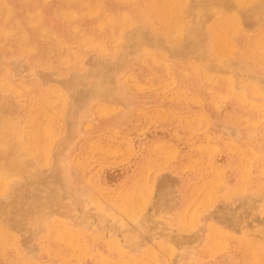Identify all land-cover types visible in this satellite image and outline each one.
Segmentation results:
<instances>
[{
    "label": "rangeland",
    "instance_id": "obj_1",
    "mask_svg": "<svg viewBox=\"0 0 264 264\" xmlns=\"http://www.w3.org/2000/svg\"><path fill=\"white\" fill-rule=\"evenodd\" d=\"M0 264H264V0H0Z\"/></svg>",
    "mask_w": 264,
    "mask_h": 264
},
{
    "label": "bare ground",
    "instance_id": "obj_2",
    "mask_svg": "<svg viewBox=\"0 0 264 264\" xmlns=\"http://www.w3.org/2000/svg\"><path fill=\"white\" fill-rule=\"evenodd\" d=\"M143 2V1H142ZM252 2V1H251ZM206 3V2H205ZM252 4V3H251ZM167 8V7H166ZM217 8V7H216ZM210 13V12H209ZM183 16V15H182ZM221 16V15H220ZM175 17V16H174ZM186 17V16H185ZM224 17V16H223ZM115 19V18H114ZM221 19V18H220ZM231 19V18H230ZM169 20V19H168ZM240 20H242V19H240ZM232 21H233V19H232ZM104 23V22H103ZM223 32V31H222ZM211 33V32H210ZM232 33V32H231ZM221 34V33H220ZM230 34V33H229ZM227 35V34H226ZM222 36H223V33H222ZM219 37V39L221 38L220 36H218ZM228 38V37H227ZM227 38H225V39H227ZM119 39V38H118ZM225 39H223V40H225ZM180 40V39H179ZM221 42V41H220ZM226 43V42H225ZM233 43V42H232ZM223 44V43H222ZM254 46V45H253ZM250 50V49H249ZM222 55V54H221ZM225 57V56H224ZM191 60V59H190ZM207 63V62H206ZM239 78V77H238ZM244 87V86H243ZM235 90V89H234Z\"/></svg>",
    "mask_w": 264,
    "mask_h": 264
}]
</instances>
